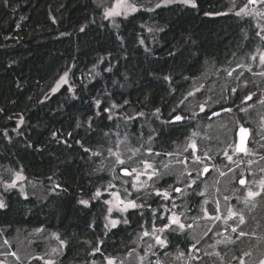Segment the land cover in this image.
<instances>
[{
    "label": "trees",
    "instance_id": "1",
    "mask_svg": "<svg viewBox=\"0 0 264 264\" xmlns=\"http://www.w3.org/2000/svg\"><path fill=\"white\" fill-rule=\"evenodd\" d=\"M195 2V8L144 7L109 20L95 0H0V172L22 170L53 186L39 197L1 189L6 207L0 208V228L6 238L18 229L52 230L67 239L61 264L101 263L132 252L138 234L163 221L157 199L148 198L120 215L124 220L116 227H105L106 195L100 185L109 173L95 172L97 150L118 131L135 146L171 152L198 129L184 104L174 109L191 78L208 63L227 67L254 51L258 39L251 18L228 12V0ZM65 72L71 90L65 85L51 92ZM227 107L234 108L235 120L244 117L235 104ZM175 115L185 116L175 122ZM18 119H23L20 126ZM200 135L206 149L221 144ZM222 157L216 153L219 174L226 170ZM172 180L164 178L160 186ZM97 191L100 196L93 199ZM167 235L172 250L189 248L188 232Z\"/></svg>",
    "mask_w": 264,
    "mask_h": 264
},
{
    "label": "rangeland",
    "instance_id": "2",
    "mask_svg": "<svg viewBox=\"0 0 264 264\" xmlns=\"http://www.w3.org/2000/svg\"><path fill=\"white\" fill-rule=\"evenodd\" d=\"M228 1L227 11L234 14L247 5L246 12L249 14L241 13L239 16L251 18L256 35L260 33L257 35L258 44L254 48V53L238 57L232 65L227 67L208 63L202 74L191 78L189 89L184 94L182 102L177 104L174 109L183 108L184 104L185 110L191 116V121L197 122L198 129H192L190 137H187L180 145L176 144L171 152L156 153L152 151L153 145L135 146L127 134L118 131L115 132L112 139L110 138L108 146L97 150L99 164L96 166L95 172L106 171L109 173L107 180L103 185H100L105 191V201H110V203H106V225L111 228V220H117L119 223L124 220V217L120 216L126 212L121 210L124 208V204L120 203L121 200L124 203L134 200L137 205H140L148 198L157 199V208L163 223L153 222L150 227L141 231L135 239L134 246L136 244V248L132 252L108 257L101 263L94 261L89 264H107L109 259L113 260L114 264H233V262L240 264V261L243 263L244 261L255 262L257 254L261 251L264 253V190H261L260 187V181L264 180V172L261 171L264 169V159H261L264 156V147H261L264 140L260 138L263 132L264 104L259 103L261 99H264V75H261L264 73V64H261L259 59L260 54L264 53V40L261 39V36H264V3L250 4L248 0ZM95 2L102 6L105 13L106 9L113 7L116 0H95ZM159 2L161 0H150L139 4L137 0H127L128 4L135 5L138 10L144 7H154ZM120 11L123 12L124 9L121 8ZM133 13L128 11L126 15L121 14L106 19L116 20ZM253 57L257 60H253ZM94 71L91 69V72ZM229 72L232 73L231 76L228 75ZM65 73H67L65 77L67 83L61 79ZM65 73L60 75L54 83L51 92L57 88L58 84L59 87L55 92L60 91L65 85L71 90L69 72ZM233 88L236 89L235 93L232 92ZM250 93H254L255 101L247 103L251 107H248L246 112H242L240 108L247 105L241 104V100ZM236 98L239 100L235 101ZM229 102H233L236 106L241 105L238 112L252 126L250 145L246 147V152L235 151L234 135L237 131L233 114L227 112L226 116L225 113H220L224 112L223 109ZM201 105H203V111H201ZM214 112L221 115H217L214 119L196 117V115L204 113H208L210 116ZM124 113L125 110L121 109L120 114ZM158 113L155 111V115ZM20 121L21 119H18L19 126L22 124ZM198 132L206 133L207 142L209 139L213 141L217 138L221 144H209L206 149V142ZM150 141L151 139H149V144ZM193 142L196 144L195 151L190 146ZM225 151L232 156L231 161L224 155ZM205 153L210 158H205ZM216 153H222L223 163L226 166V170L221 171L220 174L215 163ZM117 156L125 163L119 164ZM194 156L201 157V160L196 161ZM145 163L151 164L152 168L146 169ZM186 163L189 165L187 166ZM205 165L211 167L210 176L209 179L204 178L198 182L201 190L197 191L196 195L193 194L186 199L185 193L177 194L173 191L175 186H179L185 181L190 183L187 176L188 169H197L200 173ZM124 168L129 171L135 168L138 172L145 174L140 175L139 180H136V173L121 174L120 170ZM154 170L156 175H153L149 180L148 176ZM17 173L24 179L17 180ZM3 174L6 176L4 177ZM3 174L0 172V191L1 189H16L24 195L39 197L53 190L52 185L47 188L40 181L29 178L22 170H6ZM168 177H173L176 181L160 186L163 179ZM240 178L246 180L244 185L239 183ZM118 180L121 184H118ZM13 181H15V186L7 188L6 186ZM206 189H208L207 192H205ZM157 190L167 191L169 198L165 199L163 196L156 195ZM249 190L259 192L260 195L248 197ZM192 193L193 190L188 189L186 195L190 196ZM0 201H3L1 195ZM192 206L193 210L189 211L188 209H192ZM217 206H219L218 212ZM109 208L112 209L110 213ZM229 210L234 215L229 216ZM186 211L189 212L185 213ZM154 214H156V209ZM173 215H176L180 222L186 226L184 229L171 223ZM217 215L220 219L210 218ZM240 215L244 216L243 224H239ZM165 224H169L170 227L163 232L155 233L166 240V245L161 246L156 243L153 229L163 228ZM189 225L191 227H188ZM233 227L237 228V232L232 231ZM169 230H175L182 235L185 234V231L188 232L192 238L189 248L178 247L172 250L167 235ZM146 231L149 233L148 236L143 235ZM240 231L247 235L238 237ZM4 233L5 230L0 228V264H28L32 260L36 264H45L47 260H52L55 264L62 263L67 239H63L59 233L43 228L18 229L11 238H6ZM61 241L64 243L61 244ZM53 249L57 251L53 252ZM69 264L86 263L70 262Z\"/></svg>",
    "mask_w": 264,
    "mask_h": 264
},
{
    "label": "snow or ice",
    "instance_id": "3",
    "mask_svg": "<svg viewBox=\"0 0 264 264\" xmlns=\"http://www.w3.org/2000/svg\"><path fill=\"white\" fill-rule=\"evenodd\" d=\"M173 3H180V4H183V5L191 6V7H193V8L196 7V2H195V0H161V2H159V3H157V4L155 5V8L166 7V6H168L169 4H173ZM248 3H250V4L264 3V0H248ZM121 8L124 9L123 12L120 11ZM246 9H247V5H245L244 7H242V8H241L239 11H237L235 14H236L237 16L241 15V13L249 14V13L246 12ZM137 10H138V9L136 8V6H135V5H132V4H128V3H127V0H116V3L113 5V7H111V8H109V9H106V10H105L104 15H105V18H108V17H111V16H116V15H121V14L126 15L128 11L135 12V11H137ZM147 11H154V9H153V8H148ZM258 14H259V13H258ZM83 30H84V29L81 28V31H83ZM162 30H163V29H161V31H162ZM257 35H260V33H257ZM261 39L264 40V36H261ZM253 59H255V57H253ZM259 59H260L261 64H264V53H261V54H260ZM249 70H250V69H249ZM108 71H111V68H109ZM228 75L231 76L232 73L229 72ZM241 75H242V73H241ZM261 75H264V73H261ZM66 76H67V73H65V76H64V77H61V79H62L65 83H67V80L65 79ZM165 79H167V77H165ZM245 86H246V85H245ZM58 87H59V84L57 85V88H54V89H53V92H55V91L58 89ZM232 92L235 93V92H236V89L233 88V89H232ZM189 95H192V93H189ZM253 95H254V93H250V94H248V95H245V96L242 98V100H241V104H243V105H247V102L252 100ZM100 103H101V101H99V100L96 101L97 106H99ZM125 103H127V101H125ZM259 103L264 104V99H261V100L259 101ZM112 107H116V105L113 104ZM248 107H251V105H247L246 107H241V108H240V111H242V112H246V111L248 110ZM203 110H204V109H203V105H201V111H203ZM105 111H110V109H105ZM223 111L230 112V111H232V109H231V108H224ZM157 112H159V109H157ZM141 115H142V114H141ZM213 115H219V113H218V112H214ZM109 118H111V117H109ZM182 119H183V117H182L181 115H176V116L174 117V121H175V122L182 121ZM20 123H23V119H21ZM262 129H264V124H262ZM248 131H249V130H248L247 128L243 127V125L240 126L241 142H240V144L236 145V148H235V151H236V152H246V148H245V146H244V135H243V134L247 133ZM258 134H259V133H258ZM193 135H195V133H193ZM260 138H261V140H264V134H261V135H260ZM190 146H191V147L193 148V150L195 151V149H196V144L193 142ZM261 147H264V144H261ZM97 155H98V153H97ZM224 155L227 157V159H228L229 161L232 160V156L228 155L227 151L224 152ZM205 158H209V157H207V153H205ZM194 159H195L196 161H200V160H201V157H199V156H194ZM261 159H264V156H262ZM117 161H118V163L121 164V165L125 163V161L120 160L118 156H117ZM181 162H182V161H181ZM249 163H252V161H249ZM145 168H146V169H148V168H152V165H151V164H147V163H145ZM208 171H209V168L205 165V166L203 167V169H202V172H203V173H208ZM261 171L264 172V169H261ZM122 172L124 173V175H131L132 173H136V180H139L140 175L145 174V173L138 172L137 169H135V168L131 169V171H129L127 168H124V169H122ZM153 175H156L155 170L153 171L152 174H150V175L148 176L149 180L152 179ZM16 179H17V180H20V179H24V177L21 176L19 173H17V175H16ZM239 183H240L241 185H244V184H245V180H244V179H240ZM14 186H15V181H13L11 184H8L6 187H7V188H11V187H14ZM133 186H135V185H133ZM260 187H261V190H264V180H261V181H260ZM125 191L127 192V189H125ZM173 191H174V192H181L182 190H181L180 188L177 187V188H173ZM113 195H116V194L113 193ZM129 195H130V194H129ZM156 195H158V196H163L165 199H168V198H169V193H168L167 191L160 192L159 190H157V191H156ZM247 195H248V197H256V196H259L260 193H259V192H254V191L249 190L248 193H247ZM99 196H100V192L97 191V192L95 193L93 199H95V198H97V197H99ZM117 199L119 200V197H117ZM225 199H227V197H225ZM78 203L81 204V205H84L85 207H87V206H89V203H90V202H89V200H87V199H80V200L78 201ZM105 203H110V201H105ZM120 203L124 204V208L121 209L122 211H127L129 208H133V209H134V208L142 207V205H137L136 202H135L134 200H128L127 203H124V201L121 200ZM4 207H6V205L4 204L3 201H0V208H4ZM108 211H109V213H110V212L112 211V209L109 208ZM218 211H219V206H217V212H218ZM205 214L207 215L206 210H205ZM232 215H234V213H232V211L229 210V216H232ZM210 218H211V219H216V220L220 219L219 215L214 216V217H210ZM244 222H245V220H244V216H243V215H240V216H239V224H243ZM118 223H119V221H117V220H111V221H110V224H111V226H112L113 228L116 227ZM124 223H127V220H125ZM171 223H172V224H176V225H178L179 228H181V229H184V228L186 227L183 223L180 222L179 218H178L176 215H173V216L171 217ZM105 227H108V225H105ZM169 227H170L169 224H165V225L163 226V228H160V229H155V228H154V229H153V235H154V237H155V240H156V243H157V244H159V245H161V246H165V245H166V240H165V239H162L159 235H155V233H157V232H163L166 228H169ZM188 227H191V226L189 225ZM232 231H233V232H237V228H236V227H233V228H232ZM143 235H144V236H148L149 233L146 231V232H144ZM245 235H247L245 232L240 231L239 234H238V237H242V236H245ZM63 243H64V242L61 241V244H63ZM193 247H195V245H193ZM56 251H57L56 249H53V252H56ZM96 251H99V249L97 248ZM13 255H15V253H13ZM45 264H55V262L52 261V260H47V261H45ZM107 264H114V262H113V260L109 259L108 262H107ZM241 264H243V262H241ZM261 264H264V261H261Z\"/></svg>",
    "mask_w": 264,
    "mask_h": 264
},
{
    "label": "flooded vegetation",
    "instance_id": "4",
    "mask_svg": "<svg viewBox=\"0 0 264 264\" xmlns=\"http://www.w3.org/2000/svg\"><path fill=\"white\" fill-rule=\"evenodd\" d=\"M251 53H254V51H252ZM253 60H257L256 58L253 59ZM240 98V97H239ZM239 98H236L235 101H238ZM253 101H255V98H252ZM251 101H248L247 103H249ZM230 104H234L233 102H230ZM238 106V109L240 108L241 105H237ZM233 107V106H232ZM235 107V106H234ZM226 108H230V107H226ZM237 110V109H236ZM221 114H224L227 116V112L224 111V112H220ZM231 113V111H230ZM219 114V115H221ZM218 115V116H219ZM216 117V116H215ZM234 119V118H233ZM242 121V122H241ZM234 122L236 123V131L238 130V128L243 125V127H248L249 128V131H250V136H251V133H252V126L250 125L249 122H247L244 117H242V119H239L237 118L236 120L234 119ZM264 124V123H263ZM261 134H264V129H263V132ZM235 137V144H236V135H234ZM250 145V137L248 139V144L247 146ZM210 158V157H209ZM186 165L188 166L189 164L186 163ZM209 167V171L211 169L210 166H207ZM203 173L202 170L201 172L199 173V171L196 169V170H193V169H188L187 170V176H188V179L190 180V183H187L186 181L184 183H181L179 184V186H175L174 188H180L182 191L181 192H176L177 194H180V193H185V198H189L191 197L193 194H197L196 192L200 191L201 188H200V184L198 183L199 181H202L204 180V178H208L209 179V176H210V173ZM172 181H176V180H172ZM246 182V180H245ZM188 184V186H187ZM188 189H192L193 190V193L190 195V196H187L186 195V192ZM208 189H206L205 192H207ZM198 197V195H197ZM202 200V199H201ZM200 200V202H201ZM189 211H191V209H188ZM192 210H193V207H192ZM189 211H186L185 213H188ZM259 250V249H258ZM261 261H264V253L261 251L257 254V259L255 262H248V261H244L243 264H261ZM242 261H240V264H241ZM233 264H236L235 262H233Z\"/></svg>",
    "mask_w": 264,
    "mask_h": 264
},
{
    "label": "water",
    "instance_id": "5",
    "mask_svg": "<svg viewBox=\"0 0 264 264\" xmlns=\"http://www.w3.org/2000/svg\"><path fill=\"white\" fill-rule=\"evenodd\" d=\"M215 116H217V115H213V113H212L209 117L212 118V117H215ZM245 128H247L249 130L248 127H245ZM243 135H244V146L246 148L247 147V144H248V139L250 137V131H248L247 133H245ZM240 142H241V133H240V127H239L238 130H237V132H236V145L240 144ZM240 179H244V178H240ZM240 179L238 181H240Z\"/></svg>",
    "mask_w": 264,
    "mask_h": 264
},
{
    "label": "bare ground",
    "instance_id": "6",
    "mask_svg": "<svg viewBox=\"0 0 264 264\" xmlns=\"http://www.w3.org/2000/svg\"><path fill=\"white\" fill-rule=\"evenodd\" d=\"M120 171H121L120 173L123 174L122 169Z\"/></svg>",
    "mask_w": 264,
    "mask_h": 264
}]
</instances>
